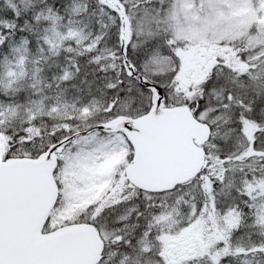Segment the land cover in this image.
<instances>
[{
    "label": "snow or ice",
    "instance_id": "snow-or-ice-1",
    "mask_svg": "<svg viewBox=\"0 0 264 264\" xmlns=\"http://www.w3.org/2000/svg\"><path fill=\"white\" fill-rule=\"evenodd\" d=\"M0 264H264V0H0Z\"/></svg>",
    "mask_w": 264,
    "mask_h": 264
}]
</instances>
